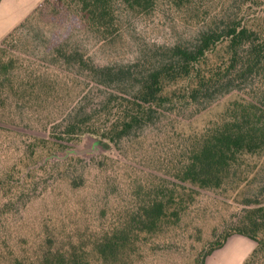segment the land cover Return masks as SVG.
Returning a JSON list of instances; mask_svg holds the SVG:
<instances>
[{"label":"trees","instance_id":"16d2710c","mask_svg":"<svg viewBox=\"0 0 264 264\" xmlns=\"http://www.w3.org/2000/svg\"><path fill=\"white\" fill-rule=\"evenodd\" d=\"M220 1L216 5L219 12L214 15L208 2L214 7L216 0H56L54 4L72 9L85 28L104 38L117 25L119 6L148 14L158 2H166L174 11L188 15L190 24L197 28L189 46L175 45L161 50L154 61L142 60L133 66H96L70 46L55 48L52 65L58 70L64 67L63 71H70L77 80L85 77L87 84L99 92L93 98L89 91L78 94L77 100L65 109V117L46 128L59 150L79 143L85 136L116 146L152 123L161 112L193 109V114H198L218 99L238 94L214 122L192 138L186 150L180 151L178 162L170 168L174 184L168 185L162 178L154 185L138 186L131 194L133 208L94 243L93 249L104 264L119 263L125 255L137 251L141 237L155 236L171 222L178 224L194 202L188 188L220 191L231 187L233 192L251 175L246 160L264 157V0ZM44 4L48 5V0ZM28 18L10 33L15 35ZM3 53L1 44L0 104L6 89L16 96L15 107L22 104L29 109L37 104L44 109L55 99V76L48 79L51 70L34 73L25 69L15 84ZM77 80L70 81L72 89L82 87L81 80ZM48 143L36 139L28 144V160L32 161L38 150L48 149ZM64 163L65 168H71L82 160L70 157ZM57 164L32 169L18 180L13 173L0 174V217L7 219L14 207H24L40 182L50 175L49 167ZM243 199L239 219L207 244L196 264H203L232 235L255 243L243 264H264V190ZM87 254L83 250L64 254L47 249L38 264H91L85 258Z\"/></svg>","mask_w":264,"mask_h":264},{"label":"rangeland","instance_id":"374dc122","mask_svg":"<svg viewBox=\"0 0 264 264\" xmlns=\"http://www.w3.org/2000/svg\"><path fill=\"white\" fill-rule=\"evenodd\" d=\"M44 1L3 3L7 26L30 11L14 28L29 17L28 22L15 35L9 32L4 44L3 40L0 42L13 81L18 83L25 69L34 73L39 69L51 70L48 79L55 76L57 94L44 109L37 104L27 109L22 104L15 107L16 96L3 90L0 174L13 173L18 180L32 169L55 163L58 166L49 167L50 175L40 182L24 207L17 205L7 219L0 217V264H38L47 249L64 254L83 250L88 252L85 257L88 262L104 264L93 249L94 243L102 239L104 230L112 228L133 208L131 194L138 186H151L162 178L168 185L174 184L170 168L178 162L180 151L186 150L192 138L214 122L238 94L222 97L198 114H193V109L161 112L152 123L116 146L85 136L77 144H63L67 149L59 150L52 144L56 141L49 137L46 128L65 117V109L77 100L78 94L89 91L93 98L99 92L87 84L85 77L80 79L81 88L72 89L70 81H76V77L63 71L64 67L58 70L59 67L53 66L55 48L70 46L96 66H133L142 60L154 61L161 50L175 45L189 46L197 28L190 24L188 15L174 11L166 2H158L148 14L119 6L117 25L104 38L85 28L72 9L54 6L56 0H48V5H43ZM219 1L214 7L208 2L212 15L219 12L216 9ZM36 139L47 140L48 149L38 150L32 162L27 158L26 146ZM96 142L100 145H95ZM70 157L79 158L82 163L65 168L64 162ZM246 162L250 167L246 171L252 170L251 175L235 191L231 192V187L220 191L188 188L194 202L181 221L165 225L155 236L141 237L137 251L125 255L117 264H196L207 244L239 219L243 198L264 190V157L248 158ZM27 164L30 166L26 167Z\"/></svg>","mask_w":264,"mask_h":264},{"label":"crops","instance_id":"0c3cea01","mask_svg":"<svg viewBox=\"0 0 264 264\" xmlns=\"http://www.w3.org/2000/svg\"><path fill=\"white\" fill-rule=\"evenodd\" d=\"M5 0L0 1V42L12 31V29L29 14L26 13L22 19L14 21L11 25H6V16L3 15L2 10L3 3ZM255 247V243L250 239L240 236H230L225 244L218 250L211 253L204 260L203 264H243L247 257L251 254Z\"/></svg>","mask_w":264,"mask_h":264},{"label":"water","instance_id":"95a60500","mask_svg":"<svg viewBox=\"0 0 264 264\" xmlns=\"http://www.w3.org/2000/svg\"><path fill=\"white\" fill-rule=\"evenodd\" d=\"M98 144L100 145V142H96V143H95V145H98ZM104 146L106 147V145H105V144H104Z\"/></svg>","mask_w":264,"mask_h":264}]
</instances>
